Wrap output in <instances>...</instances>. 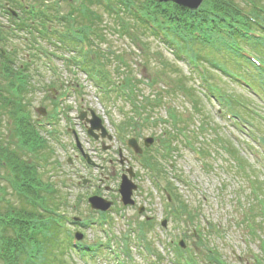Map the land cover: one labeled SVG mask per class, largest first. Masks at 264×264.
<instances>
[{"label": "rangeland", "instance_id": "rangeland-1", "mask_svg": "<svg viewBox=\"0 0 264 264\" xmlns=\"http://www.w3.org/2000/svg\"><path fill=\"white\" fill-rule=\"evenodd\" d=\"M69 1L70 0H68V2ZM236 1L238 5L240 4L243 6L242 0ZM256 1L264 6V0ZM0 2L1 4L7 3L6 0H0ZM68 2L67 0L63 1L61 6H70ZM22 3L28 6H39L45 13L48 10H55V12H57L56 10L60 9V6L54 3L53 0H23ZM136 5L142 10L143 7H145V5L148 6L149 3H145L144 0H135V6ZM163 7L166 8L167 6L164 5ZM115 10L117 9L115 8ZM120 10L121 15L115 16V12H109V10L105 9L100 3L96 4L93 8V17L99 16L103 19L100 23L99 21H93V25L102 33L101 38L105 36L106 39L104 41L97 40V43L101 47L99 48L98 45L93 44L94 47L90 55L98 48L102 50L101 53L103 54L98 61H101L102 67L106 69L112 81L116 84L114 92L109 94L110 98H108L104 92L96 88L84 72L79 71L78 75L74 76V73L71 71L72 69L67 67L60 57H53L52 61L49 62L44 59L47 67L43 62V67L39 64V67L32 68L34 74L32 84H34L36 89L30 97L33 101V105L29 109V112L32 113L33 119L48 117L49 112L53 111L54 97L65 89L67 82L77 83L74 81L76 78L85 86L84 94H78V91H76L75 93L78 95L70 96V102H65L64 106L66 112L59 121V125L56 126L59 131L56 135L58 138L53 136L52 152L48 159H46L47 161H44V182L47 183L48 187L53 185L56 199L63 198L67 202L69 201L67 204L70 206L67 208L66 213L71 220L73 216L82 218L96 216L95 212H92L94 210L91 209L90 205L87 203V195L92 194L96 188L99 189L98 194L116 200L117 204L121 205L119 207L121 212L114 213L112 222L115 224L110 234L113 239H116L115 241H120L118 249L123 245V238L129 235V242L131 241V244L128 243L127 246H132V248H130L132 258H124L126 260L124 262L126 263L149 264L152 259L148 253H141L143 252V247L136 244L137 239L142 242L143 246L146 245L147 241H151L150 243L153 242V248L160 253L159 258L161 259L160 262L155 260L154 263L156 264H174L172 259H175L176 256L173 253V247H175L180 240H184L187 245L185 249L199 252L196 257L197 260H203L204 255L202 253H205L206 249L199 241L200 237H198L195 231L196 226L198 227L199 224H202L205 227H209V229L212 226L218 227L220 229L219 231L222 232V236L213 238L210 245L211 247L218 246L227 264H254V255L256 253L262 254L259 243L264 241V216H261L260 219L255 217L256 235L253 236L247 231L246 220L249 215L246 213L251 210L252 206L255 205L258 200L255 195L257 191L252 182V178L254 177L252 175L248 176L247 172L254 175L252 172L256 171L258 174L256 181L261 184L260 187L262 189L264 186V159L255 155L254 150H260L259 148L261 145L258 141L248 137V129L249 127H251V130L254 128V137L259 139H261V134L264 132L257 128L260 126L256 121L252 122V124H248L245 123L246 121L244 120L235 121L233 117H231V120L227 121L226 118L230 114H228L229 112L224 113V111L220 112L223 114V116H220L218 109L221 108V110H225L223 109V105L216 100L205 98L199 85L195 84L196 91H194L188 83L180 79L185 85V88L189 90L188 94L191 100L189 98L188 100L184 95L180 94V92L178 93L180 88L175 83H171L174 82V80L169 81L167 79L168 82L163 81L162 83L160 79L162 76H166L165 70L168 64L176 66L180 72L188 76L185 70L186 66L181 62L177 63L174 61L173 54L170 53L171 51L166 46L162 45L160 40L146 31L145 27L136 20V10L134 11L125 4L123 9L120 8ZM55 12H52V14ZM117 19L123 20L122 26L120 20L118 21ZM0 20L3 21L6 26L10 24L6 22L5 18H3V20L0 18ZM52 24L60 30L66 29L63 24L57 21ZM132 37L136 38V40ZM15 42L19 43L18 41ZM101 42L102 44H100ZM48 48L56 50L54 46H48ZM61 51L65 52V55H69V52ZM158 51H162V53L157 55L156 53H158ZM76 53H80V51L76 50ZM159 57L164 60V65L158 63L157 58ZM262 57V61L264 62V56ZM121 58H125L129 62L130 67L122 66ZM216 58L218 57L216 56ZM210 59H212V57ZM24 60L25 57L21 56L20 61L23 62ZM53 62L56 66H59V74L57 75H59L60 78L48 68V63L53 65ZM225 65L242 73H256L258 77L257 70L250 67L249 69L248 67H244L243 69V67L236 64L235 60L229 61L226 59ZM24 67L25 66H23V68ZM34 69L38 71H34ZM208 69L209 82H212L224 90L228 97L238 93L245 96L244 99L246 98L252 103L258 109L259 113L264 116L263 103H258L257 100L247 94L244 89L230 81V77L224 76L217 67V71H213L212 67ZM133 76L137 82L130 79ZM172 78L178 79L175 75H172ZM127 79H130L129 83L136 86L139 90L138 94L132 92V88L134 87L129 83L124 84V87L129 91L128 94L130 97H126V95L118 91L117 85H119V82ZM152 79H154L153 86L147 83V80ZM53 81L58 83L53 85L54 93L51 92L52 85L50 84V82ZM194 81L197 84L199 83L197 79ZM159 92H162L161 94L166 98V101H164V103L159 101V106L153 109L149 107L148 104H150V100H146V97L151 96L152 98H156L159 96ZM193 98L198 101L196 104L198 107L195 105L193 106ZM130 101H134L135 105H137L135 111L137 109L142 110L144 116L150 120L148 125H144L142 122L137 124L141 129L139 130V135L135 136L139 139L141 145H143V138L145 136H154L156 138L155 145L157 146L158 144V146H161L163 144V139H161L160 142L159 139H157L160 133L164 130H170L172 132L171 134H174L176 141L173 143V146H177L178 149L167 156L168 161H166L165 164L168 168V175L171 177L176 188L179 189L180 194L189 202V208L186 209V211L180 209L181 197H179L177 201L170 198V202H167L165 195L168 194V192L165 191V193H160L157 189L158 187L153 185V179L148 177V173L141 169L140 166L133 161V158L128 155L125 147L121 146L122 142L117 141L118 144L114 139H108V136H98L97 138L89 136V123L85 119L79 118L80 111H86L90 117L91 111H94L98 116L103 117V122L107 130L110 133H114V124L119 123L122 125V122H125V119L129 116H136L135 111L131 109V107L134 106L131 105ZM170 105L174 106L177 110V126L167 121L172 119V121L175 122V118L173 119L171 115L168 114L167 108H169ZM39 108H45L46 115L41 114L38 111ZM68 116L74 119L77 126L70 124ZM1 119V136L7 145H12L14 147L16 145V139L13 140V138L17 122L8 120L9 118L6 117H1ZM204 123L207 125L206 130L202 127ZM122 126L124 128V125ZM149 126H151V128H149ZM262 127L264 128V126ZM179 128L188 131L192 141L196 143L195 146L201 148L206 160L204 163L203 160H196L193 153L182 146V141H184V139L178 131ZM73 129H75L76 132ZM240 129H245L244 133L241 132ZM216 131L221 138L226 141L228 140L230 145L235 147L238 156L247 162L245 166L238 160L235 162L237 158H235L231 152H226L225 149L217 144L221 142H216L214 140L217 136V134H214ZM75 133L84 145L90 146L91 148L89 156L97 163L96 166L93 167V172L96 176H92L86 162L83 160L78 150H75L73 147L76 140ZM11 134L13 136H10ZM129 135L130 134L123 137L127 139ZM130 136H132V133ZM120 150L122 152V157L119 153ZM116 158L123 159L124 162L120 164L115 160ZM255 160H259L262 163H258ZM129 166H132L136 171V175L133 179L138 184V190L134 195L136 203L133 206L123 205L118 191L121 175ZM0 173L4 174L6 171L0 169ZM174 176L187 179L188 181L180 182V180L174 178ZM87 179L90 181L84 183ZM161 183L165 185V180L162 179ZM3 185L7 191L6 196L13 198V193L9 185ZM56 195H58V197ZM252 197L256 201L253 199L251 200ZM258 199L264 202V195L261 196L260 194ZM13 201L15 202L16 200L13 198ZM139 205L145 206L142 213L139 212ZM255 206L257 208L259 207L258 205ZM65 208L62 207V211H64ZM171 212H173V215H171ZM189 212L192 213L191 216L187 215ZM146 215L153 216L155 226L154 228L151 227V231H148L146 236L141 235L140 237L145 238L142 239L138 237V231L141 230L142 226L145 228L148 226L147 220H145ZM124 216L130 219L132 222L131 225L126 224L127 220ZM164 218L168 219V225L166 227L161 225V221L164 220ZM68 223V228L70 230H76V226L72 221ZM135 227L139 228L138 231H134V229H136ZM108 230L110 232V229ZM86 232L89 233H87V240H91L89 242L94 243L99 239H105L103 233L100 230H95V228H88ZM168 245H172L171 250L168 248ZM78 260L79 257L74 255L72 264ZM110 260L111 261H108V263L112 262V264H116L114 260ZM82 261H78L77 264H91ZM204 261L205 260L201 261L200 264H204ZM104 262H106L105 257L96 259V264H104Z\"/></svg>", "mask_w": 264, "mask_h": 264}, {"label": "trees", "instance_id": "trees-1", "mask_svg": "<svg viewBox=\"0 0 264 264\" xmlns=\"http://www.w3.org/2000/svg\"><path fill=\"white\" fill-rule=\"evenodd\" d=\"M223 3H230L235 4V0H224ZM219 2V1H218ZM208 4H211L210 1ZM229 4V5H230ZM219 11L224 12L227 14L228 11H231L230 6L227 4L220 5L218 7ZM260 17L264 20V11L260 12ZM82 16V23L85 21V18ZM44 22L49 21L50 17H44ZM45 38V37H43ZM11 45L9 49V45L7 41H2L0 47L5 50V53H2V50L0 49V73L4 71L7 73V76L13 77V82H16V79L18 78V73H12L11 69L12 67L7 64V61H12L13 59L15 61H20V52H18L15 47H12ZM256 48L258 51L263 53L264 55V49L260 48L258 45H256ZM186 50L189 54L192 56L197 54V56L209 63H213L215 60H221L227 58L229 60H235L232 56L227 55L226 52L230 53L226 49L219 47V46H211L204 44L202 42L198 43H191L186 45ZM231 54V53H230ZM216 56L218 58H216ZM212 57V59H210ZM26 59V58H25ZM209 61H207V60ZM9 62V61H8ZM3 66V68H1ZM166 66V63H165ZM167 69L165 72L168 74V80L173 81L172 75H175L178 77L174 78V82L171 83H178L179 85H182V80L185 81V83L188 80V77L183 74V72H180L176 66L168 64ZM13 70H17L16 67L13 68ZM170 73V74H169ZM6 76V77H7ZM34 87L32 88V90ZM30 92V88H25L24 93ZM2 104H0V107L5 109V113L11 117L16 118V109H11V107L7 106L6 101L0 99ZM13 115V116H12ZM23 125L22 130H15L14 138L17 139H26L28 141L27 136L30 131H26V127L24 126V122L21 123ZM207 125H203L205 127ZM10 136H13L12 134ZM1 141V140H0ZM3 142H0V169H4L6 171V174L8 175L11 183L13 186H15L18 189V194L13 195V198L16 200L13 201V198L5 199L3 198V201L0 202V219L4 220V231L5 233H2V242L0 247V257L4 259V262L0 258V264H12L11 257L9 256L8 248L12 246L14 243H17L14 236L10 235L8 237L7 230L11 226H13L15 229H17L22 235L25 236L28 235V233L31 230L32 224H37L38 220L41 218L43 219L45 216H47V213L42 212L41 215H39V210L37 209V205L35 202H32L29 198H35V193L31 190L30 184L36 182L35 180L37 178L41 177V171L40 169L36 168V166L39 165L38 162L32 161L33 156H42V159L44 161H47L48 157L50 156V148L47 146V143L42 148V152L39 153L36 148L33 150V155H30V153L27 154L26 148H23V151L21 153L13 151V149H9L7 151L2 150L1 146ZM25 144V142H24ZM26 145V144H25ZM33 147V146H32ZM44 165H42L43 168ZM43 169H42V179H43ZM43 182V180H42ZM264 191V186L262 187ZM45 188L42 186V197H45V204L48 205V202L51 200L54 202V206H48L53 207L55 209H58L60 206L63 205V198L62 199H56L53 195H44ZM58 197V195H56ZM67 198V197H66ZM59 200V202H58ZM69 202V201H68ZM67 202V203H68ZM63 229H60L55 226L54 222H50V227L48 228L47 235H46V241H45V254H44V262L45 264H70V262H66L65 257L67 256L69 245L67 241V235H65ZM37 236L36 230H33L31 232V239H35ZM48 238V239H47ZM7 259V260H5Z\"/></svg>", "mask_w": 264, "mask_h": 264}, {"label": "water", "instance_id": "water-1", "mask_svg": "<svg viewBox=\"0 0 264 264\" xmlns=\"http://www.w3.org/2000/svg\"><path fill=\"white\" fill-rule=\"evenodd\" d=\"M162 1V0H160ZM181 4L187 5L191 8H197L200 3L202 2V0H175ZM130 144L133 145L136 149H138V146L136 144V141L131 140ZM135 186L125 177L124 178V182L122 185V191L123 193L129 197L132 194V188H134ZM94 202H96V200H94ZM96 206H98V202L95 203ZM102 208L105 207V204L100 205Z\"/></svg>", "mask_w": 264, "mask_h": 264}]
</instances>
